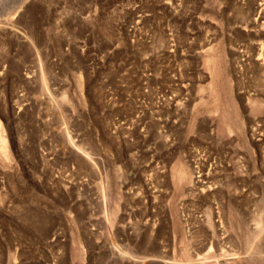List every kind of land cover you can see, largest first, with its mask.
Here are the masks:
<instances>
[{"label": "rangeland", "instance_id": "rangeland-1", "mask_svg": "<svg viewBox=\"0 0 264 264\" xmlns=\"http://www.w3.org/2000/svg\"><path fill=\"white\" fill-rule=\"evenodd\" d=\"M0 264H264V0H0Z\"/></svg>", "mask_w": 264, "mask_h": 264}, {"label": "bare ground", "instance_id": "bare-ground-1", "mask_svg": "<svg viewBox=\"0 0 264 264\" xmlns=\"http://www.w3.org/2000/svg\"><path fill=\"white\" fill-rule=\"evenodd\" d=\"M196 175V174H195ZM191 182L195 183V184H198L199 182V176H194L192 179H191ZM197 259V258H196ZM198 260V259H197Z\"/></svg>", "mask_w": 264, "mask_h": 264}]
</instances>
